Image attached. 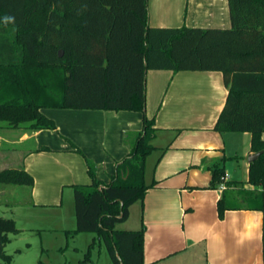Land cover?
I'll use <instances>...</instances> for the list:
<instances>
[{"label":"trees","instance_id":"trees-1","mask_svg":"<svg viewBox=\"0 0 264 264\" xmlns=\"http://www.w3.org/2000/svg\"><path fill=\"white\" fill-rule=\"evenodd\" d=\"M228 1L232 26L221 28L151 26L148 0H0V121L56 129L42 112L48 107L144 113L134 141L125 137L130 151L110 181L99 180L88 160L91 183L74 185L76 227L67 234L94 233L80 264H95L92 251L103 243L114 264H145L146 227L117 224L153 185L145 178L157 130L145 114L149 69L223 72L229 92L215 130L251 132L253 150L262 153L250 164L254 188L227 181L219 214L241 208L264 214V0ZM6 15L14 22L5 23ZM212 172L215 186L224 171ZM3 183L32 186L34 177L6 168ZM20 230L14 218L0 217V264H14L6 245Z\"/></svg>","mask_w":264,"mask_h":264},{"label":"crops","instance_id":"crops-1","mask_svg":"<svg viewBox=\"0 0 264 264\" xmlns=\"http://www.w3.org/2000/svg\"><path fill=\"white\" fill-rule=\"evenodd\" d=\"M148 3L151 26H232L228 0ZM228 92L224 74L218 70L147 72L145 114L154 120L157 130L145 178L153 185L143 200L131 205L127 220L117 224L126 230L146 227L145 264H264L263 212L228 209L220 216L218 202L225 189H220L221 181L211 184L213 169L220 168L230 171L227 181L254 188L249 183L248 160L255 152L253 134L215 130ZM42 112L55 121L56 129H31L29 124L14 127L0 121V170L24 168L34 177L32 186L18 187L31 195L33 203L25 208L16 204L19 212L11 218L21 229L17 234L25 229L46 231L18 224L20 218L31 223L41 218L56 225L48 230L67 236L76 227L74 185L92 181L88 160L95 164L96 177L109 182L117 163L130 151L126 133L143 129L144 113L52 107L42 108ZM9 185L3 183L0 194ZM65 202L74 204L73 215L71 209H65ZM68 211L71 219L65 224L61 217ZM91 234L86 250L94 238ZM68 236L74 241L80 233ZM74 248L80 250L77 245ZM41 258L46 264L43 254Z\"/></svg>","mask_w":264,"mask_h":264},{"label":"rangeland","instance_id":"rangeland-1","mask_svg":"<svg viewBox=\"0 0 264 264\" xmlns=\"http://www.w3.org/2000/svg\"><path fill=\"white\" fill-rule=\"evenodd\" d=\"M126 136H128L129 140L134 141L135 132H127ZM1 186L2 184H0V187ZM7 187L9 190L6 191V193L0 194V217L11 218L13 214H18L19 212L17 207H15L16 204H21V206L25 208L29 204L31 206L33 200L30 198V194L27 195L26 191L18 188L27 187V185L10 184ZM73 205L72 202H70V204L65 202V209H71L72 215ZM13 207H15L13 209L14 212L12 211ZM30 217L36 218L34 215ZM70 219L71 214L69 211L67 213L65 212L61 217V220L65 224H69ZM72 219H75L74 216ZM18 224L19 226L27 228H30L29 226H35L46 231L25 229V231L20 234H11V242L7 244L6 248L8 252H11L14 256V264H39L42 259V254L43 259L46 260V264H80V260L84 258V253L87 251V245L91 240L90 237L93 236L91 232H80V236H76L73 241L71 236H66L64 233L59 235V233L48 230L54 228L56 225L54 224V226H52L53 221L43 222L41 218H37L36 221H32V223L27 221L26 218H20ZM67 243L70 245L66 249ZM74 244L79 246L80 250H76ZM48 246L49 249L46 250ZM59 246H63V250H60ZM18 248H22V251H17ZM92 259L95 264H114L105 243L93 249Z\"/></svg>","mask_w":264,"mask_h":264},{"label":"built area","instance_id":"built-area-1","mask_svg":"<svg viewBox=\"0 0 264 264\" xmlns=\"http://www.w3.org/2000/svg\"><path fill=\"white\" fill-rule=\"evenodd\" d=\"M229 175H230V171L228 169H225L224 173L222 175V180L220 183V189L224 190L227 188V180L229 178Z\"/></svg>","mask_w":264,"mask_h":264},{"label":"water","instance_id":"water-1","mask_svg":"<svg viewBox=\"0 0 264 264\" xmlns=\"http://www.w3.org/2000/svg\"><path fill=\"white\" fill-rule=\"evenodd\" d=\"M62 53H63V51L61 50V51H60V55H62ZM261 153H262L261 151L251 153V154L249 155V159H248L249 162H250V163L253 162L256 158H258V157L260 156Z\"/></svg>","mask_w":264,"mask_h":264},{"label":"clouds","instance_id":"clouds-1","mask_svg":"<svg viewBox=\"0 0 264 264\" xmlns=\"http://www.w3.org/2000/svg\"><path fill=\"white\" fill-rule=\"evenodd\" d=\"M14 19H15L14 17H12V16H7V15H6V16L4 17V22H5V23L14 22Z\"/></svg>","mask_w":264,"mask_h":264}]
</instances>
